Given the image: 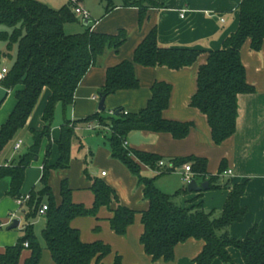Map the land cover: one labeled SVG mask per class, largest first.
<instances>
[{
    "label": "trees",
    "instance_id": "1",
    "mask_svg": "<svg viewBox=\"0 0 264 264\" xmlns=\"http://www.w3.org/2000/svg\"><path fill=\"white\" fill-rule=\"evenodd\" d=\"M104 1L105 12L115 6L112 0ZM72 3L74 0H69L61 8L54 9L37 0H0V27L6 28L0 30V40L6 44V52L12 46L16 47L15 58L1 86L7 90L21 86L15 90V105L0 127V152L25 126L41 91L44 88L50 90L42 114L43 128L31 129L32 143L28 149L15 161L0 166V177L10 178L8 195L13 199L20 198L23 196L20 189L25 169L37 158L43 138L48 139L42 163L41 187L37 191L31 189L25 202L23 234L15 244L0 253V264H19L23 249L29 250L23 264H39L43 247L34 234L31 220L38 216L42 204L47 205V210L41 234L53 264H93L100 262L111 251L108 244L99 240L83 242L79 230L70 224L74 218L95 216L99 208L105 206L112 212L108 221L116 234H125L127 227L133 223L135 210L124 205L115 189L103 179L90 175L86 167L83 174L91 181L93 193L90 207L73 202L72 190L66 179L60 182L59 202H56L48 184L51 169L62 170L69 166L76 122L89 124L93 121L108 132L111 157L119 160L142 187V196L147 200L148 207L140 213L143 231L139 241L152 260L171 261L175 246L194 238L202 240L204 245L193 259V264H211L216 258L221 264H234L227 252L230 246L239 250L244 264H264V231L256 237L258 229L253 226L243 240L231 237L228 231L233 222L242 221L247 213V209L240 205L245 183L226 182L223 185L228 186V193L219 215L205 211L202 201L198 200L199 195L191 200L190 206L184 207L175 198L180 193H187L185 187L174 194H167L154 183L156 176L170 172V167L159 170L152 178L141 175V165L158 168L157 162L162 157L135 149L133 145L123 146V141L136 131L169 133L175 139L188 135L192 122L166 119L162 115L169 105L171 93V85L167 82L155 81L150 87L146 105L137 112L116 107L110 113L102 110L77 121L65 120L56 140L59 157L54 164L49 163L50 130L55 106L58 103L64 108L72 105L80 80L97 57L106 48L117 50L126 40L124 29L107 34L91 30L89 24L81 33H65L64 26L80 18L73 13ZM121 5L137 7L141 22L148 8L160 7L162 3L159 0H121ZM237 10L236 30L224 39L219 49L208 51L206 61L198 67L196 90L188 103L189 107L205 115L215 145H220L235 131L238 95L254 92V87L246 80L240 57L241 46L248 39L250 49L259 51L264 42V0H241ZM6 52L4 56H7ZM199 54L197 49L160 45L156 28H152L135 48L131 60H123L106 69L99 95L106 97L121 90L137 89L139 81L134 72L135 64L179 70L193 65ZM171 162L173 166L189 163L193 179L199 183L207 181L208 189L222 187L220 176L226 170L224 159L216 174L207 173L205 157L187 155L172 158ZM24 242L28 243L27 247H24ZM113 264H120L118 255Z\"/></svg>",
    "mask_w": 264,
    "mask_h": 264
},
{
    "label": "crops",
    "instance_id": "2",
    "mask_svg": "<svg viewBox=\"0 0 264 264\" xmlns=\"http://www.w3.org/2000/svg\"><path fill=\"white\" fill-rule=\"evenodd\" d=\"M159 1L162 6L148 8L141 22H139L138 8L122 6L121 0H112L115 6L108 12H105L104 0H93V3H96L93 6L87 0L85 2L88 4H80L89 13L87 23L91 30L115 34L120 29H124L126 40L117 50L106 48L97 57L80 80L72 105L64 108L58 103L55 106L54 118L56 119L53 118L55 122L52 121L50 130L49 163L54 164L59 157L56 140L59 138L60 126L63 122L77 121L99 111V90L104 85L106 69L123 60H131L135 48L152 28H156L157 42L160 45L199 50L200 54L196 62L179 70L135 64L134 72L139 81V87L106 96L104 110L110 113L114 108L122 107L128 112H137L146 105L150 97V87L155 81L169 83L171 85L169 105L163 111V117L177 121H190L193 127L183 139H175L169 133L140 131L148 141L140 142L133 147L160 155L166 165L155 169L141 165V170L151 169L155 177L159 170L173 165L172 158L195 155L207 159L208 174H216L220 162L224 159L226 170L220 176L221 188L200 192L187 191V193L178 194L175 200L184 207H188L192 203L191 200L199 195L198 200L202 201L204 210L213 211L215 215H219L228 193V186L223 185L226 182L245 183L240 205L247 209V213L242 221L233 222L228 231L231 237L243 240L248 230L256 226L258 229L256 237H258L264 231V42L259 51L250 49L248 39L241 46L240 57L245 67L246 80L254 87V92L238 95L235 131L220 145H215L211 139L205 115L198 109L189 107L188 103L196 90L198 67L206 61L208 51L219 49L224 39L236 30L237 6L241 0ZM81 24L84 27L88 25H84L83 20ZM20 88L21 86H16L13 90H8L0 104V127L15 105V90ZM49 94L48 88L41 91L25 126L18 130L1 150L0 166L8 165L16 160L14 144L18 140L22 144L25 141L31 144L30 130L43 128L42 114ZM90 123L92 126L95 125V121ZM87 125L76 122L68 168L51 169L49 172L48 184L56 202L60 201V182L66 179L72 190L73 202L83 203L86 207L92 205L91 181L83 174V169L86 167L90 175L106 181L115 189L121 202L136 212L133 223L127 227L123 235L116 234L110 228L108 219L112 212L105 206L100 207L95 216H80L71 221V226L79 230L80 239L83 242L99 240L110 246V253L100 262H93V264H113L116 255L120 257V264H193V259L201 252L204 245L200 239L189 238L178 243L174 248V258L167 262L162 259L152 260L144 252L139 241L143 231L140 213L147 209L148 202L143 199L142 187L137 184V178L119 160L111 157L105 129L97 128L98 135L90 138L78 133L80 128H88ZM47 143L48 139L43 138L37 158L25 169L20 189L22 195L27 194L31 189L37 191L41 187L42 163ZM88 161L90 164L87 166ZM182 174V165L174 166L170 172L156 176L154 183L161 191L174 194L184 187ZM9 189L10 178L0 177V253L7 246L15 244L23 234V227L20 233L9 228L14 220L11 219L10 213L24 214L25 207L17 206L15 199L8 195ZM227 252L234 264H244L238 249L230 246L227 247ZM28 256L29 250L23 249L19 264H23ZM39 264H53L49 251L45 248L42 249ZM211 264H221V262L216 258Z\"/></svg>",
    "mask_w": 264,
    "mask_h": 264
},
{
    "label": "rangeland",
    "instance_id": "3",
    "mask_svg": "<svg viewBox=\"0 0 264 264\" xmlns=\"http://www.w3.org/2000/svg\"><path fill=\"white\" fill-rule=\"evenodd\" d=\"M37 1H39V2H41L43 4H46V5L54 8V9H59V8H61L62 6H64L65 4H67L69 2V0H37ZM87 1L89 2L90 5L92 4V6L96 4V3H93V0H87ZM113 1H115V0H113ZM77 3L79 5L80 4L83 5V4H86L87 2H85V0H80V2H77ZM74 6H75L74 3H72L71 8H73ZM94 8H95V6H94ZM93 12H94V9H93ZM81 20L82 19L79 18L75 22L67 23L64 26L65 33H67V34H76V33L83 32L85 27L81 24ZM2 29H6V28L1 26L0 30H2ZM4 52H6V44L2 40H0V54H1V56H0L1 57L0 58V64H1L0 67L1 66H6V67L9 68L11 66L14 58H15L16 47L12 46V49L9 50L8 52H6L7 56L5 55V58L3 57L4 55H2ZM54 119H56V118H54ZM54 122L55 121H53V123ZM97 130H99V129H97V128L88 129V128H84L83 127V128H80L78 133H81L82 135H84V137L90 138L92 136L96 137V135H98L97 134ZM107 135H108V133L106 132L105 136H107ZM74 139H76V137ZM100 139L102 140V138H100ZM29 146H30V144L28 142H26V141H25L24 144L21 143L19 150H17V151L14 150L15 159L18 158L19 154H22L23 152H25L28 149ZM89 164H90V161H88L87 166ZM176 172H178V170H176ZM141 175L145 176V177H151L152 178L154 176V171H152L151 169L143 168L141 170ZM182 181H183V174H182ZM183 184H184V182H183ZM11 219H17V220L20 221L19 227L13 228L14 231H17L18 233H20L23 225L25 224V220H26L25 214H23L21 212H18L15 215V217H13ZM45 220H46L45 215L44 214H39L32 221L34 234L38 238V240H39V242H40V244H41V246L43 248H45V243H44V240H43V237H42V234H41V230L44 227Z\"/></svg>",
    "mask_w": 264,
    "mask_h": 264
},
{
    "label": "built area",
    "instance_id": "4",
    "mask_svg": "<svg viewBox=\"0 0 264 264\" xmlns=\"http://www.w3.org/2000/svg\"><path fill=\"white\" fill-rule=\"evenodd\" d=\"M74 7L72 8V11L75 15H77L78 17H80L82 20H87L89 18V13L88 11H86L85 9H83L80 5H78L77 1L74 0ZM223 20V19H222ZM8 71V68L6 67H0V86H1V82L2 80L5 78L6 73ZM88 128H100V125L95 122V125L92 126L91 123H89ZM21 145V141L18 140L15 144H14V150L17 151L19 150ZM123 146L124 147H131L132 144L129 142L128 138H126L123 141ZM157 166L158 168L161 167H165V162L161 159L157 162ZM169 167L173 170L174 166L171 164L169 165ZM182 170H183V182H184V187L186 188L187 184L191 181V179L193 178V172L191 169V166L189 163H185L182 165ZM228 173H230V171H228ZM102 174H104V172H102ZM29 199V194H25L23 196H21L20 198L15 199L17 206L20 207H24L25 206V202ZM47 210V205L46 204H42L41 207L38 210V215L39 214H45ZM10 217L13 218L15 217V213H10ZM28 243L24 242V247H27Z\"/></svg>",
    "mask_w": 264,
    "mask_h": 264
},
{
    "label": "water",
    "instance_id": "5",
    "mask_svg": "<svg viewBox=\"0 0 264 264\" xmlns=\"http://www.w3.org/2000/svg\"><path fill=\"white\" fill-rule=\"evenodd\" d=\"M84 25H87V20H83ZM8 90L5 89L4 87L0 86V104L2 103V101L4 100V98L7 95ZM104 100H105V96L101 95L99 98V102H98V110L102 111L105 109L104 107ZM129 142L132 145H138L140 142H147L148 139L143 137V135L141 134L140 131H136L134 133H132L129 137H128ZM186 189L188 192H200L202 190H206L208 189V182L204 181L200 184L197 183V181L195 179H191V181L187 184ZM19 225V220L14 219L10 225V229L16 228Z\"/></svg>",
    "mask_w": 264,
    "mask_h": 264
}]
</instances>
